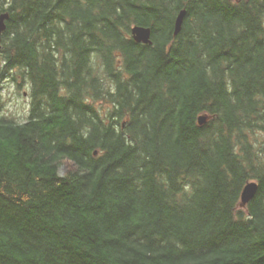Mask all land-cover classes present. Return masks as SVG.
<instances>
[{
  "label": "trees",
  "instance_id": "trees-1",
  "mask_svg": "<svg viewBox=\"0 0 264 264\" xmlns=\"http://www.w3.org/2000/svg\"><path fill=\"white\" fill-rule=\"evenodd\" d=\"M3 12L29 110L0 115V264H264V0Z\"/></svg>",
  "mask_w": 264,
  "mask_h": 264
},
{
  "label": "rangeland",
  "instance_id": "rangeland-1",
  "mask_svg": "<svg viewBox=\"0 0 264 264\" xmlns=\"http://www.w3.org/2000/svg\"><path fill=\"white\" fill-rule=\"evenodd\" d=\"M6 6V5H4ZM0 96V115L13 117L18 122L26 120L29 110V85L22 79L18 70H10L5 73ZM64 167H61L59 174L62 175Z\"/></svg>",
  "mask_w": 264,
  "mask_h": 264
},
{
  "label": "water",
  "instance_id": "water-1",
  "mask_svg": "<svg viewBox=\"0 0 264 264\" xmlns=\"http://www.w3.org/2000/svg\"><path fill=\"white\" fill-rule=\"evenodd\" d=\"M184 16H185L184 10L180 11L179 14L177 15L175 22H174V35L179 33ZM7 19H8L7 13L0 14V40H1L2 33L6 28L5 21ZM150 34H151L150 29L146 27L134 26L131 28V37L136 43H142V44H148V45L151 44ZM205 122H206L205 116H200L198 118L199 125H202ZM256 189H257V184L255 182H249L244 186L241 192V198H240L242 206L246 205L249 202V200H251L254 197L256 193Z\"/></svg>",
  "mask_w": 264,
  "mask_h": 264
}]
</instances>
